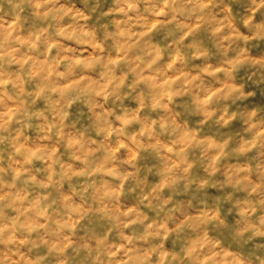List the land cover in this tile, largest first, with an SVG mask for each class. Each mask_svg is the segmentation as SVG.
<instances>
[{
	"label": "clouds",
	"instance_id": "obj_1",
	"mask_svg": "<svg viewBox=\"0 0 264 264\" xmlns=\"http://www.w3.org/2000/svg\"><path fill=\"white\" fill-rule=\"evenodd\" d=\"M0 264H264V0H0Z\"/></svg>",
	"mask_w": 264,
	"mask_h": 264
}]
</instances>
